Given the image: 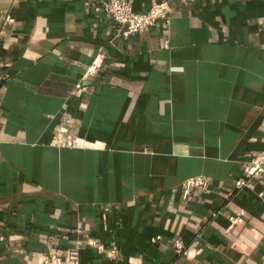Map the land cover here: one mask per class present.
I'll use <instances>...</instances> for the list:
<instances>
[{
    "label": "crops",
    "instance_id": "crops-1",
    "mask_svg": "<svg viewBox=\"0 0 264 264\" xmlns=\"http://www.w3.org/2000/svg\"><path fill=\"white\" fill-rule=\"evenodd\" d=\"M123 1L168 19L123 35L95 3L0 0V264H264V177L233 188L264 155V0Z\"/></svg>",
    "mask_w": 264,
    "mask_h": 264
},
{
    "label": "built area",
    "instance_id": "built-area-1",
    "mask_svg": "<svg viewBox=\"0 0 264 264\" xmlns=\"http://www.w3.org/2000/svg\"><path fill=\"white\" fill-rule=\"evenodd\" d=\"M86 3H95L98 7L108 16H110L116 24L124 28L123 35L130 34H144L148 29L158 20L167 21L170 7L168 2H156L153 3L150 8L144 13H138L133 11L130 2L123 0H84ZM6 23H12V18L6 15L4 18ZM264 28V25H263ZM104 60V54L99 52L91 60L90 64L84 71L82 79L89 81L97 75L102 67ZM86 90V87L81 88ZM77 144V140L74 137L68 136L64 132H58L52 139V145L56 147H69L73 148ZM264 177V155H259L251 158L245 168L244 175L241 179L235 180L233 188L235 190L248 189L250 183ZM194 189H199L203 193L210 191V183L203 176H196L186 179L181 183V190L183 197H188ZM258 197H262V193L258 194ZM244 211H239L234 215L228 217L229 226L228 229L236 224H242L244 221ZM159 237L153 239V242L157 241ZM90 244L97 247L98 250L102 249L101 245H98L96 241H91ZM174 249L179 256H185L187 251L181 240L174 241ZM111 257L112 253H107ZM41 264H80L78 257H72L65 259L61 255L55 253L44 254L41 256Z\"/></svg>",
    "mask_w": 264,
    "mask_h": 264
}]
</instances>
